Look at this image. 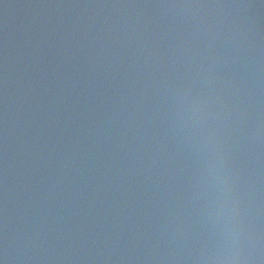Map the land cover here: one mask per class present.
I'll use <instances>...</instances> for the list:
<instances>
[{"label":"water","instance_id":"1","mask_svg":"<svg viewBox=\"0 0 264 264\" xmlns=\"http://www.w3.org/2000/svg\"><path fill=\"white\" fill-rule=\"evenodd\" d=\"M264 264V0H0V264Z\"/></svg>","mask_w":264,"mask_h":264},{"label":"clouds","instance_id":"2","mask_svg":"<svg viewBox=\"0 0 264 264\" xmlns=\"http://www.w3.org/2000/svg\"><path fill=\"white\" fill-rule=\"evenodd\" d=\"M251 257L243 242H239L237 250L224 258L222 264H249Z\"/></svg>","mask_w":264,"mask_h":264}]
</instances>
